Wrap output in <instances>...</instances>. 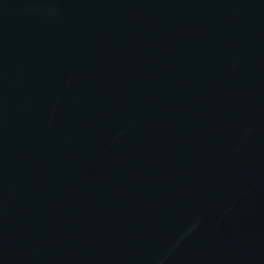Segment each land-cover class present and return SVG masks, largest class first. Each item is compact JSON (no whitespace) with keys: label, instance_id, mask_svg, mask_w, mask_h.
<instances>
[{"label":"water","instance_id":"95a60500","mask_svg":"<svg viewBox=\"0 0 264 264\" xmlns=\"http://www.w3.org/2000/svg\"><path fill=\"white\" fill-rule=\"evenodd\" d=\"M0 264H264V0H0Z\"/></svg>","mask_w":264,"mask_h":264}]
</instances>
